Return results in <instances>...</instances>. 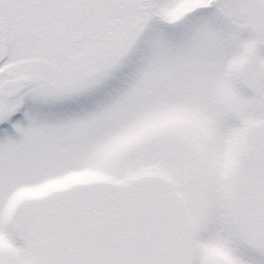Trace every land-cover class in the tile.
<instances>
[{"label":"snow or ice","instance_id":"obj_1","mask_svg":"<svg viewBox=\"0 0 264 264\" xmlns=\"http://www.w3.org/2000/svg\"><path fill=\"white\" fill-rule=\"evenodd\" d=\"M0 264H264V0H0Z\"/></svg>","mask_w":264,"mask_h":264}]
</instances>
